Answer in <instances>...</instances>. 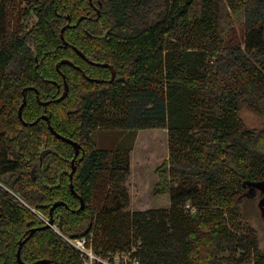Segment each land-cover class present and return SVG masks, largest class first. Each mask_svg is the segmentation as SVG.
I'll use <instances>...</instances> for the list:
<instances>
[{
  "label": "trees",
  "instance_id": "trees-1",
  "mask_svg": "<svg viewBox=\"0 0 264 264\" xmlns=\"http://www.w3.org/2000/svg\"><path fill=\"white\" fill-rule=\"evenodd\" d=\"M23 1L13 31L0 3V264H21V241L45 225L33 211L49 218L57 201L60 230H94L98 251L141 240L144 264H264L241 206L247 186L264 182V127L249 128L241 117L242 106L264 117V0ZM62 59L81 69H58ZM89 60L111 64L113 80ZM63 74L69 90L56 100ZM24 96L28 124L19 118ZM48 123L81 145L73 180L74 146ZM117 126L168 129L169 159L157 169L154 193H168L170 208L131 211L117 192L102 197L129 170L127 151L109 161L94 140L97 127ZM21 258L78 264L52 227L28 238Z\"/></svg>",
  "mask_w": 264,
  "mask_h": 264
},
{
  "label": "rangeland",
  "instance_id": "rangeland-1",
  "mask_svg": "<svg viewBox=\"0 0 264 264\" xmlns=\"http://www.w3.org/2000/svg\"><path fill=\"white\" fill-rule=\"evenodd\" d=\"M6 4L9 22L8 31H13L15 30L17 12L24 10L28 2L23 0H6ZM35 21L36 17L32 19V23ZM157 90L159 92V88ZM107 109H113L110 101L107 103ZM113 111H116V108ZM241 117L249 128L260 129L264 127V117L257 114L248 106H242ZM96 129L94 140L99 146L109 152V161L116 155H125L126 151L130 159L129 170L125 174H121V180L117 175L116 180L119 182L109 183L104 193H102V197L105 198L106 192H117L121 200L126 204V209L131 211L170 208L171 201L168 193L158 195L154 193V189L159 182L157 169L169 159L168 129L161 127L133 131L127 128L123 129L122 126H117L116 129L101 127H97ZM133 133H135V136L131 139ZM256 186L262 187L263 185H255L253 190L251 184L247 186L248 192L245 194L241 206L245 219L257 229L262 250L264 251V216H262L264 207L259 205V200L264 192L261 191L263 189L255 188ZM103 201L104 199L101 200V202ZM187 208L193 210L195 207L189 204ZM33 212L42 219L46 217L37 210ZM45 223L47 222L45 221Z\"/></svg>",
  "mask_w": 264,
  "mask_h": 264
},
{
  "label": "built area",
  "instance_id": "built-area-1",
  "mask_svg": "<svg viewBox=\"0 0 264 264\" xmlns=\"http://www.w3.org/2000/svg\"><path fill=\"white\" fill-rule=\"evenodd\" d=\"M193 211H195V208H193ZM44 220L48 222L49 218ZM52 228L73 247L77 254L78 264H144L138 255V249H140L142 243L141 240H138L137 244L131 249L104 252L95 248L94 230L80 236H70L63 233L55 222Z\"/></svg>",
  "mask_w": 264,
  "mask_h": 264
},
{
  "label": "water",
  "instance_id": "water-1",
  "mask_svg": "<svg viewBox=\"0 0 264 264\" xmlns=\"http://www.w3.org/2000/svg\"><path fill=\"white\" fill-rule=\"evenodd\" d=\"M69 19H70V18H69ZM81 19H82V18H80L79 20H81ZM67 26H69V25H65V26H63L62 29H61V38L64 40L65 45L68 44V42L65 40V37H64V31L66 30ZM74 48H75V50H76L80 55L84 56V54H83L80 50H78L76 47H74ZM64 63L71 64V65L75 66L77 69H80L79 66H76V65H75L71 60H69V59H62V60L60 61V63H58L57 68L59 69V68H60V65H61V64H64ZM103 65H105V66H109L108 64H103ZM110 68H111L112 71H113V72H112V78L110 79V81H111V80H113V78H114V76H115V70L113 69L112 66H110ZM84 75H85V74H84ZM63 77H64L65 89H64V92L62 93V95H61L60 97H58L56 100H62V99H64L65 96H66L67 93H68V90H69V85H68V82H67V80H66V76H65L64 74H63ZM89 79H92V78H89ZM92 80H94V79H92ZM38 99H39V98H38ZM39 101H41V100L39 99ZM50 102H51V101L42 102V103H43L44 105H48ZM25 104H26V97L24 96V100H23L22 104H21L20 107H19V118H20L25 124H28L26 121H24V119H23V114H22V112H23V108H24ZM44 118H45L46 120H49L48 116H46V115L44 116ZM34 123H35V122H32L31 124H34ZM49 129L52 131V133H53L54 135H56L57 137H59V138L65 140V141L71 143V144L74 146V149H75V156H74V158H73V160H72L73 169H72V171H71V173H70V179L73 180V172H75V170H76L75 162H76V158H77V156L79 155V153H80V151H81V145H80L78 142L72 140L71 138L65 137V136L61 135L60 133H58L50 123H49ZM262 183H263V182H261L260 184H262ZM253 184H254V183H253ZM253 184H251V185H253ZM70 185H71V190H72V192L76 195L77 192H76V190H75V188H74V184H73V182H71ZM80 201H81V206H80L79 210H81V209H83V208L85 207V201L83 200V198L80 197ZM61 204H64V202H63V201H57V202H55V203L53 204V206L51 207V209H50V218H49L48 222L45 223V225H43V226L36 227V228H32L31 231H30V233H29V235L26 237V239H24L23 241H21L20 246H19V249H18V251H17V259H18L19 263H21V264H28V263H25V262L22 260V258H21V249H22L23 244H24V243L26 242V240H27L28 238H30V237H31V236H32L37 230L48 229V228H50V227L54 224L53 211H54V209H55L57 206H59V205H61ZM41 263H42V264H52V262H51L49 259H40V260H37V261H35V262H33V263H29V264H41Z\"/></svg>",
  "mask_w": 264,
  "mask_h": 264
},
{
  "label": "flooded vegetation",
  "instance_id": "flooded-vegetation-1",
  "mask_svg": "<svg viewBox=\"0 0 264 264\" xmlns=\"http://www.w3.org/2000/svg\"><path fill=\"white\" fill-rule=\"evenodd\" d=\"M69 25H71V24H69ZM82 56V55H81ZM82 57H84V58H86L85 57V55L84 56H82ZM87 59V58H86ZM90 62H92V63H95L96 65H99V66H102V67H106V68H109L110 69V71H111V78H112V69L110 68V66H112L111 64H109V63H107V62H95V61H92V60H89ZM103 64H108L109 66H105V65H103ZM113 67V66H112ZM81 69V68H80ZM113 69H114V67H113ZM115 70V69H114ZM84 73L85 72H83V75H84ZM115 75H116V71H115ZM88 77V76H87ZM115 77V76H114ZM88 78H91V77H88ZM110 78V79H111ZM92 79H94V81H96V82H102L103 81V79H98V78H92ZM91 79V80H92ZM110 79H109V81H110ZM112 81V80H111ZM58 88L60 89V85L58 84ZM64 89H65V85H64ZM63 92H64V90H63ZM62 92V93H63ZM62 95V94H61ZM60 95V96H61ZM39 98V97H38ZM40 99V98H39ZM48 101H50V100H48ZM48 126H49V123H48ZM62 135V134H61ZM81 152V151H80ZM261 182H259V183H254L252 186H253V188H252V190L254 189V186L255 185H259ZM262 187H259V186H256L255 188H260V189H263L264 190V182L262 183ZM263 190H261L262 192H264ZM248 191V190H247ZM252 192V191H251ZM254 194H256V193H254ZM251 197H253V196H251ZM259 205L261 206V207H264V194L262 195V197H261V199L259 200ZM262 216H264V209L262 210Z\"/></svg>",
  "mask_w": 264,
  "mask_h": 264
}]
</instances>
